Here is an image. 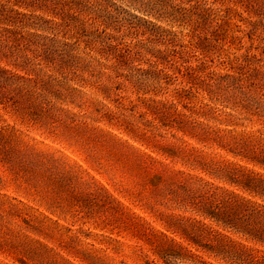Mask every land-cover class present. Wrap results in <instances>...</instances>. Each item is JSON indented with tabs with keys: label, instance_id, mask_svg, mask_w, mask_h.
Returning <instances> with one entry per match:
<instances>
[{
	"label": "trees",
	"instance_id": "obj_1",
	"mask_svg": "<svg viewBox=\"0 0 264 264\" xmlns=\"http://www.w3.org/2000/svg\"><path fill=\"white\" fill-rule=\"evenodd\" d=\"M130 2L138 5L139 11L150 10L149 13L155 12L173 24H193L197 15L202 16L201 21H207L210 16L199 0ZM240 2L246 3L245 7L254 15L264 17V0ZM83 6L86 12L94 14L95 23L100 22L105 30L112 27L108 20L113 14L110 8L116 6L114 0H0V111L13 112L24 122L91 154L97 151V144L110 141L104 134L92 131L83 117L63 107L75 101L77 90L68 86L65 76V71L75 66V57L71 53L74 46L58 40L60 28L76 20L71 11ZM47 15L59 17L62 23L48 19ZM147 23L159 36L168 33L172 35L169 39L172 42L176 38L174 33ZM263 23L261 18L252 24V31L261 24L264 26ZM197 24H194L193 38L200 39L196 34ZM83 32L80 30L79 34ZM94 35L96 32L86 34L89 45L99 39ZM107 36V40H118L114 35ZM109 47L119 59L123 58L116 47ZM159 53L163 52L154 54ZM41 65L56 67L62 79L43 72L38 68ZM237 80L249 82V76H240ZM253 88L261 90L255 84L241 85L232 103L247 112L260 109L264 118V108ZM158 106L155 112L164 116V107ZM175 114L171 121L185 135L213 143L264 170L262 138L214 130L191 115ZM161 151L177 156L168 147ZM144 159L146 162L141 161L138 166L149 177L144 183L148 208L167 231L186 240L187 245L155 231L142 217L127 211L107 189L94 186L54 155L30 145L14 127L0 124V258L7 257L0 259V264H10L6 262L8 258L11 264H77L69 256L79 259L80 264H114L109 262L108 255L78 250L79 236L60 224V217L83 212L100 213V225L104 229L131 231L139 240L147 242L162 264H213L206 262L199 252L227 264H264V173L233 163L197 161L207 174L249 194L250 198L203 177L186 176L182 171L151 173L149 169L157 161L151 156ZM10 187L26 199L9 195ZM31 201L38 207L30 205ZM95 206L103 210L97 212ZM230 234L239 235L259 248L238 242Z\"/></svg>",
	"mask_w": 264,
	"mask_h": 264
},
{
	"label": "rangeland",
	"instance_id": "obj_2",
	"mask_svg": "<svg viewBox=\"0 0 264 264\" xmlns=\"http://www.w3.org/2000/svg\"><path fill=\"white\" fill-rule=\"evenodd\" d=\"M199 1L210 16L207 21H201L202 16L197 15L193 24H173L155 12L149 13L150 10L139 11L140 7L130 0H114L116 6L110 8L113 14L108 20L112 27L107 30L100 22L92 20L94 14L86 12L84 6L71 11L76 20L60 28L58 40L74 46L71 53L75 66L65 71V76L68 86L77 91L74 103L63 107L83 117L92 131L104 134L110 141L97 144L94 153L69 145L24 122L13 112L0 111L1 125L14 127L27 143L54 155L94 186L107 189L127 211L142 217L155 231L164 232L184 245H187L186 240L167 231L148 208L144 183L149 177L138 166L139 162H146L144 156L157 161L149 169L151 173L182 171L186 176L203 177L250 198L249 194L207 174L197 161L233 163L264 173L250 161L213 143H203L185 135L178 124L171 121L172 114L177 116L175 113L191 115L214 130L234 131L232 134L264 140L262 110L247 112L232 103L241 85L255 84L261 87L260 91L253 90L264 108V26L261 24L252 31V24L264 17L251 13L246 3L239 4L241 0ZM47 18L62 23L59 17L47 15ZM147 22L174 33L176 38L172 42L169 40L172 35L168 33L159 36ZM197 22L199 31L196 34L200 39L193 38ZM80 30L84 31L83 35L79 34ZM94 32V37L99 39L89 45L86 34ZM107 35H114L118 40H107ZM109 45L116 47L123 58L109 51ZM158 51L163 53L154 54ZM38 68L62 79L54 66ZM240 76H249V82L238 83ZM157 105V108L164 107V116L155 112ZM165 147L175 151L177 156L161 151ZM8 194L23 198L14 187L9 188ZM29 204L38 207L32 201ZM94 209L103 210L96 206ZM40 211L45 212L43 208ZM100 216V213L90 215L86 212L70 214L60 217V224L79 236L76 240L78 250L108 255L110 263L162 264L147 242L139 240L131 231L104 229ZM230 236L249 247L259 248L239 235ZM199 254L206 262L227 264L203 252ZM69 257L80 264L79 259ZM4 258L7 257L0 259ZM6 262L11 264V258Z\"/></svg>",
	"mask_w": 264,
	"mask_h": 264
}]
</instances>
